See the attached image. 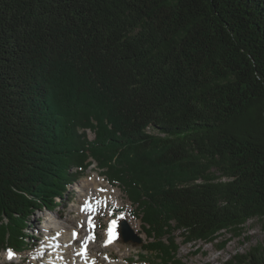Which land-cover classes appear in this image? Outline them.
I'll list each match as a JSON object with an SVG mask.
<instances>
[{"label": "trees", "instance_id": "obj_1", "mask_svg": "<svg viewBox=\"0 0 264 264\" xmlns=\"http://www.w3.org/2000/svg\"><path fill=\"white\" fill-rule=\"evenodd\" d=\"M92 165L142 224L133 262L264 231V0H0V249Z\"/></svg>", "mask_w": 264, "mask_h": 264}, {"label": "rangeland", "instance_id": "obj_2", "mask_svg": "<svg viewBox=\"0 0 264 264\" xmlns=\"http://www.w3.org/2000/svg\"><path fill=\"white\" fill-rule=\"evenodd\" d=\"M89 136L91 139L93 138L91 134H89ZM96 175L102 178L96 166H90V168L83 174V176H80L77 183L69 188V197L59 203L58 208L53 211L42 210L33 212L29 221L30 227L26 231V233L29 235H33L34 239L29 242L30 246L27 248V251L20 252V254L14 255L13 259L7 261L5 259L6 249H0V264H43L44 262H46V256L51 254V252H46L45 250L44 254H38V251L42 248L45 249L47 247L48 240L51 238V235L54 236L56 230L55 228H53V224L64 226L66 224L67 218H77V208L79 207V204L82 203V196L79 192V189L77 188V185H79L81 182L84 183L85 181H88ZM111 187L115 188L118 191L119 198H117V201L108 202L102 209H99L97 212L81 211V217H79L82 225L79 224L76 229L80 231L81 234L87 233L86 230L90 228H84L89 223L88 221V223L86 222L87 216L85 215L87 213L92 214V220L90 222H92L93 224L95 223L96 226V229H93V231L97 236L94 237V239H91L92 243H90L91 248L90 250H88V258L93 255L95 259H102L111 264H152L151 262L140 263L137 261L133 262L131 260L133 255L135 254V250H138L146 240V237L143 234L144 229L143 227H141L140 231L135 232L133 231V229H131L129 223L134 222V220L139 221L138 219L133 217V207L129 203V200L126 198L125 193L121 191L118 185H111ZM119 201L120 203L118 204L117 202ZM109 218L110 220L114 219L119 222V226L121 222L126 223L131 233L135 235L141 242L139 244H125L120 237L118 231L119 226L117 225V228L113 230L116 234V241L110 246L103 245V239H105L106 235L105 229L108 227ZM139 223L141 224L140 221ZM224 240L227 241L225 248L218 249V247L222 245V242ZM177 242L180 245L178 258L181 260L182 264H220L222 261H226L227 259H229L230 256H233L235 254L244 256L247 252L250 251V249L256 248L259 245H264V231L261 227L260 222L253 219L247 221L242 227L241 231L236 230L232 232H224L214 244L198 243L197 245H183L181 238H177ZM74 247H81L80 242L74 244ZM74 247L72 250L76 249Z\"/></svg>", "mask_w": 264, "mask_h": 264}, {"label": "bare ground", "instance_id": "obj_3", "mask_svg": "<svg viewBox=\"0 0 264 264\" xmlns=\"http://www.w3.org/2000/svg\"><path fill=\"white\" fill-rule=\"evenodd\" d=\"M77 188L79 189V192L82 196V203L79 204V207L77 208V218H67L66 224L64 226L53 224V228H55L56 232L54 233V236L51 235V238L48 240L47 247L45 249L41 247L42 249L38 251V254H44L45 250L46 252L50 251L51 254L48 253L49 255L46 256V262H48V264H111L102 259V261L99 259L97 260L93 255L88 258V250H90V243H92L89 237L97 236L93 231V229H96L95 223L93 224L92 222H89L92 220V214L87 213L85 215L87 216L86 222L88 221L89 223L87 222L88 224L84 228L87 229L88 227H90L86 230L87 233L81 234V232L76 228L79 224L82 225V222L79 219V217H81V211L97 212L99 209H102L108 202L117 201V198H119L118 191L115 188L111 187V184H108L106 180L103 179V177L101 178L97 175L93 176L91 179L85 181L84 183L81 182L79 185H77ZM117 203L119 204L120 201ZM129 225L134 232L140 231L142 227V224H140L137 220L129 223ZM74 233L76 234L75 238L73 237ZM77 242H80L81 247H74V244H76ZM103 243H105L104 239ZM73 247L76 249L72 250ZM81 252H83L84 254L78 255V253Z\"/></svg>", "mask_w": 264, "mask_h": 264}, {"label": "water", "instance_id": "obj_4", "mask_svg": "<svg viewBox=\"0 0 264 264\" xmlns=\"http://www.w3.org/2000/svg\"><path fill=\"white\" fill-rule=\"evenodd\" d=\"M119 234L122 240L124 241L125 244L128 243H140L141 241L138 240V238L133 235L129 229V227L126 225V223L121 222L120 228H119Z\"/></svg>", "mask_w": 264, "mask_h": 264}, {"label": "snow or ice", "instance_id": "obj_5", "mask_svg": "<svg viewBox=\"0 0 264 264\" xmlns=\"http://www.w3.org/2000/svg\"><path fill=\"white\" fill-rule=\"evenodd\" d=\"M86 207H87V205H86ZM90 222V221H89ZM115 221L113 220L111 223H110V226H109V230H108V240H106L105 241V246L108 244V243H110L111 241H112V239H114L115 238V232L113 231V229H114V227H115ZM75 233L73 234V237L75 238ZM89 239H94V237H89ZM84 253L83 252H81V253H78V255H83ZM13 256H14V253L11 251V250H8V253H7V258L9 259V260H11L12 258H13ZM105 258H107V257H105Z\"/></svg>", "mask_w": 264, "mask_h": 264}]
</instances>
